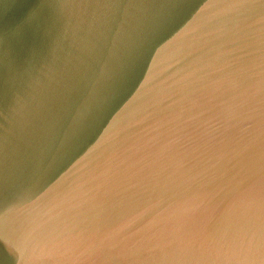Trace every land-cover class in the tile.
Segmentation results:
<instances>
[{
	"label": "water",
	"instance_id": "water-1",
	"mask_svg": "<svg viewBox=\"0 0 264 264\" xmlns=\"http://www.w3.org/2000/svg\"><path fill=\"white\" fill-rule=\"evenodd\" d=\"M0 264H264V0H0Z\"/></svg>",
	"mask_w": 264,
	"mask_h": 264
}]
</instances>
